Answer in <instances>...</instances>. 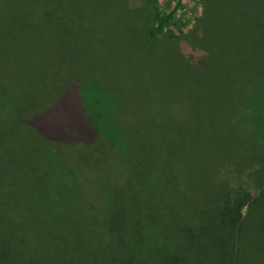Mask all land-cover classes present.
<instances>
[{"label": "trees", "instance_id": "trees-1", "mask_svg": "<svg viewBox=\"0 0 264 264\" xmlns=\"http://www.w3.org/2000/svg\"><path fill=\"white\" fill-rule=\"evenodd\" d=\"M70 1L75 7L71 16L53 5L44 12L25 14L24 46L18 33L16 49L9 43L11 34L3 30L7 17L11 24V13L0 12V36L8 41L1 45L0 54L11 56L10 49H15L16 56L36 66L33 70L42 73L41 97L45 98L44 108L26 118L27 106L40 94L23 80L22 66L16 63L17 72L2 65L0 73L10 79L13 75L15 81L12 89L2 92L0 79V169L52 170L64 187V199L72 201L82 197L75 164L89 154L106 156L111 165L107 169H123L135 161L142 169L140 184L112 189L106 195L119 210L112 221L118 223L123 215L129 219L127 213L133 211L143 215L136 204L156 198L189 203L191 215L185 220L175 212L159 217L180 223L173 227L172 254L148 251L147 242L133 235L135 227L113 233L98 246L76 250V261L67 264H264V145L250 129L252 118H264L263 11H245L223 0L232 15L218 38L210 28V16L222 11L223 5L215 0L213 8L210 0H204L198 25L182 37L169 39L157 37L169 17L148 13L145 0L138 5L137 0H114L116 8H108L104 1L99 5V0ZM132 20L143 42L137 49L127 45L124 35L125 25ZM198 33L205 41L202 49L188 40ZM86 35L106 44L139 80L137 86L151 93L141 102L129 80L115 73L119 71L109 75L102 90L112 95L111 133L99 120L92 121L93 113L80 97V103L69 98L71 82L56 91L67 77L65 69L56 74L63 62L60 58H69L70 46L82 43ZM187 50L197 55L196 68L184 63ZM50 60L56 64L46 69ZM56 83L60 87L54 90ZM110 83H117L116 88ZM187 83L191 88L185 87ZM158 93L176 101L166 102ZM26 126L39 135L35 142L43 152L27 147L20 157L13 152L11 157V136L21 134ZM188 146L190 157L200 160L201 175L172 180L176 169H188L186 156L180 155ZM11 161L14 167L9 166ZM123 202L132 204L124 212L119 204ZM135 218L133 212L131 219L140 221ZM15 245L17 239L11 238V253L0 251L2 264H59L47 262L31 251L32 246L20 250ZM8 254L11 257L6 259Z\"/></svg>", "mask_w": 264, "mask_h": 264}, {"label": "rangeland", "instance_id": "rangeland-1", "mask_svg": "<svg viewBox=\"0 0 264 264\" xmlns=\"http://www.w3.org/2000/svg\"><path fill=\"white\" fill-rule=\"evenodd\" d=\"M103 1L104 5H108V8H116L114 0H99V5ZM230 1L233 7H239L245 11L259 10L263 11L264 14V5L260 3V0ZM137 2L139 3L135 5L140 4L141 0H137ZM216 2L221 3L223 9L211 14L210 28L213 29L215 37L221 38L228 21L227 17L232 15V11L223 0H216ZM144 3L148 13L153 11L162 18L164 16L169 17L168 23L162 27L163 29L157 34V37L174 39L182 37L198 25L201 20L204 0H145ZM209 3L213 8L215 7V0H210ZM52 5L62 14L67 13L71 16L75 12L73 9L75 7L70 0H0V12L11 13V24L8 23L7 17L3 24V30L11 34L9 43L15 49L14 40L16 41L15 36L18 33L21 36V45L24 46L25 26L28 24L24 15L37 11L44 12ZM136 23V20L129 21L124 30L126 43L132 49L140 47L142 42ZM144 25L145 27L149 25L146 18H144ZM90 35L93 37L92 33ZM87 36L86 39L83 36L82 43L79 42L73 47L70 46L69 58L64 56H62L64 58H60V61L63 62L58 67L56 74H60L65 69L67 77L63 80L61 90H56L57 87H60V83H56L54 90L59 93L71 82L75 90L72 85L69 87L67 90L69 98L73 102L77 100L80 103V97L86 107L92 111V121L99 120L100 125L111 133L112 120L109 111L112 95L109 92H103L104 82L109 83L107 81L110 78L109 75L119 71L115 73L129 80L137 93L138 100L141 102L147 100L151 93H145L143 89L141 90L137 86L139 80L121 61H118L115 53L106 44L103 46L101 42L99 43ZM188 40L193 41L194 45L200 49L204 47L205 41L202 40L201 33L191 35ZM4 43H8V41L0 36V51L1 45ZM15 49H10L11 56L0 54V72L4 71L3 64L9 65L18 72L17 63L19 68L21 66L23 68V80L31 82L33 88L36 87V91L40 95L33 100L31 106H27L26 118H28L30 117L28 115L32 113L31 111H40L44 108L45 98L41 97L40 86L42 73L34 71L33 69H37L36 66L16 56ZM19 55L25 58L22 54ZM196 56L195 53L188 52V50L186 55H182L184 63L191 68H196L198 65V60H195ZM48 63L46 69L54 66L56 61L50 60ZM12 76L10 79L8 74L0 73L2 92L13 88L15 79ZM24 81L23 84L25 85ZM116 85L117 83H110L113 89L116 88ZM185 87L191 88L190 83L185 84ZM15 88L19 89L18 87ZM15 95L18 96V93L16 92ZM27 95H29V91ZM158 95L166 102L176 101L164 93H158ZM244 126L246 128V122ZM250 129L263 142L261 145H264V118H260L258 115L257 118H252ZM18 130L20 131V129ZM39 138V135L29 126L24 127L21 134L12 135L11 157L12 152L13 155L16 154L20 157V152H24L27 147L43 152L41 146L36 143ZM189 153V146L180 153L182 158L186 156L187 162L185 160L184 162L188 167L185 169L187 173L184 170L179 172L176 169V172H173L171 176L172 180L177 178V181H184L193 178L195 173L201 175L200 160L198 158L194 160ZM12 162L9 164L10 167H14V162ZM78 162L75 164L74 174L82 191V197L72 201L64 199V187L61 186L62 183L58 179V175L52 170L0 169V251L8 249L11 253V238H15L18 241V245H15L18 249L26 248L29 250L26 247L27 244L32 246L31 251L42 254L47 262L67 264L70 261H76V250L82 249L83 251L98 246L108 240L109 237H113V233L119 230L129 232L136 227L133 235L147 242L148 251L158 254L166 250L167 253L172 254L174 247L173 227L177 224L180 225V223L165 218L161 220L159 217L175 212L180 216L179 219L185 220L191 215L189 203L162 198H156L155 201L143 200L136 204V207L142 210L143 215H137V211H133L136 215L135 219L140 221L131 219L133 212H128L129 219L123 215L119 217L117 223L112 220L119 211L117 210L118 206L111 202L113 201L111 198L105 199L106 195L112 189H124L127 186L140 184L143 177L142 169L137 167L135 161L124 166L123 169H107L109 166L111 168V165L107 162L106 156L103 155L100 158H94L92 154H89L85 161ZM119 204L123 212L132 205L126 202ZM10 257L11 254H8L6 259ZM59 259L60 261H58ZM0 264L2 263L0 262Z\"/></svg>", "mask_w": 264, "mask_h": 264}]
</instances>
